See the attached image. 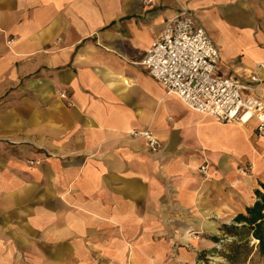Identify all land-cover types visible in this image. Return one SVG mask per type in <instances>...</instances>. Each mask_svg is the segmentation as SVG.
Returning a JSON list of instances; mask_svg holds the SVG:
<instances>
[{"label":"crops","instance_id":"1","mask_svg":"<svg viewBox=\"0 0 264 264\" xmlns=\"http://www.w3.org/2000/svg\"><path fill=\"white\" fill-rule=\"evenodd\" d=\"M147 2L0 0V264H190L176 232L232 222L264 193L254 122L192 112L140 66L186 9L218 75L247 82L264 0ZM145 131L158 153L129 135Z\"/></svg>","mask_w":264,"mask_h":264},{"label":"built area","instance_id":"2","mask_svg":"<svg viewBox=\"0 0 264 264\" xmlns=\"http://www.w3.org/2000/svg\"><path fill=\"white\" fill-rule=\"evenodd\" d=\"M218 63L219 53L205 30L188 10L181 9L165 23L140 66L190 111L221 124L244 125L252 120L256 136L264 138V95L259 93L264 85L259 71L264 64L257 65L243 82L219 76ZM129 135L144 140L151 154L161 149L149 131ZM251 169V164H245L240 173L246 176ZM199 171L205 174L206 167Z\"/></svg>","mask_w":264,"mask_h":264},{"label":"trees","instance_id":"3","mask_svg":"<svg viewBox=\"0 0 264 264\" xmlns=\"http://www.w3.org/2000/svg\"><path fill=\"white\" fill-rule=\"evenodd\" d=\"M260 187L264 191V185ZM254 195L256 200L251 206L236 215L232 224L220 228L222 235L230 239L223 254L229 264H247L254 256L264 264V193L256 190Z\"/></svg>","mask_w":264,"mask_h":264},{"label":"rangeland","instance_id":"4","mask_svg":"<svg viewBox=\"0 0 264 264\" xmlns=\"http://www.w3.org/2000/svg\"><path fill=\"white\" fill-rule=\"evenodd\" d=\"M189 224L190 228H187L186 232H176L175 234L176 236L180 235L177 240L180 243L188 244L191 253H194V260L190 259V264H229L223 254L226 252L225 244L229 243L230 239L222 235L220 228L222 225H230L232 222H194ZM213 239H216L217 242ZM179 246L184 247V245ZM247 264H261V261L257 256H254Z\"/></svg>","mask_w":264,"mask_h":264}]
</instances>
